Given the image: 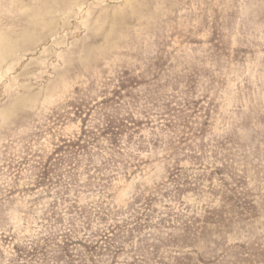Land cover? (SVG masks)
Segmentation results:
<instances>
[{
	"label": "rangeland",
	"instance_id": "obj_1",
	"mask_svg": "<svg viewBox=\"0 0 264 264\" xmlns=\"http://www.w3.org/2000/svg\"><path fill=\"white\" fill-rule=\"evenodd\" d=\"M0 264H264V0H0Z\"/></svg>",
	"mask_w": 264,
	"mask_h": 264
}]
</instances>
